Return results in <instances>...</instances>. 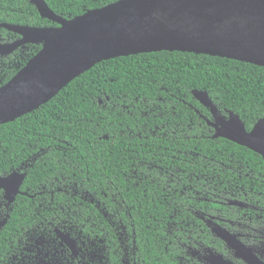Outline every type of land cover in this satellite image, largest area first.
<instances>
[{
    "label": "trees",
    "instance_id": "obj_1",
    "mask_svg": "<svg viewBox=\"0 0 264 264\" xmlns=\"http://www.w3.org/2000/svg\"><path fill=\"white\" fill-rule=\"evenodd\" d=\"M44 1L72 20L120 0ZM3 23L57 26L30 0H0ZM19 38L0 27V44ZM41 50L40 44H27L0 57V88ZM194 90L207 92L219 115H238L249 132L264 119L262 66L180 51L119 57L96 64L38 110L0 125V177L25 173L23 187L31 195L53 190L49 216L55 226H63L68 207L76 210L84 202L75 193L88 194L90 201L99 197L107 203L103 208L118 211L141 257H168L162 238L189 207L186 202L213 210L206 199L226 197L264 210V158L215 138L206 122L211 112ZM160 173L166 179L161 188L146 179ZM114 197L117 207L110 204ZM36 198L19 196L12 203L5 232L46 214L39 213L45 202Z\"/></svg>",
    "mask_w": 264,
    "mask_h": 264
},
{
    "label": "water",
    "instance_id": "obj_2",
    "mask_svg": "<svg viewBox=\"0 0 264 264\" xmlns=\"http://www.w3.org/2000/svg\"><path fill=\"white\" fill-rule=\"evenodd\" d=\"M42 18L57 26L0 24L20 36L0 44V57L27 44H40L34 56L0 88V125L38 110L96 64L142 53L180 51L207 54L264 67V0H120L72 20L58 16L44 0H30ZM208 108L207 124L224 138L264 158V119L249 132L241 118L218 114L207 92L194 90ZM107 138V137H106ZM24 175L0 177L11 205ZM228 245L236 241L226 233Z\"/></svg>",
    "mask_w": 264,
    "mask_h": 264
},
{
    "label": "flooded vegetation",
    "instance_id": "obj_3",
    "mask_svg": "<svg viewBox=\"0 0 264 264\" xmlns=\"http://www.w3.org/2000/svg\"><path fill=\"white\" fill-rule=\"evenodd\" d=\"M19 174L24 175V180L16 199L37 197L36 200L45 202L39 207L46 206L39 213L46 214H41L42 220L35 224L19 226L12 234L5 232L12 204L6 199V191L0 190V264H264V210L249 202L226 197L206 199L216 207L213 210L186 202L189 207L180 211L179 220L174 226L169 225L167 237L162 238H167L164 248L168 257L152 262L153 258L139 255L134 236L119 224L118 211L103 208L107 203L99 197L90 201L88 194L75 193L77 200L84 202L76 210L68 207L63 226H55L54 218L49 216L54 208L53 190L46 187L45 192L31 195L23 187L25 173ZM146 179L156 182L159 188L166 182L162 173ZM149 197L145 194L146 199ZM113 201L116 207L120 205L116 198L110 204ZM160 204L163 202L158 201ZM226 233L236 241L228 245L219 235Z\"/></svg>",
    "mask_w": 264,
    "mask_h": 264
}]
</instances>
